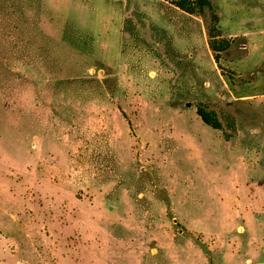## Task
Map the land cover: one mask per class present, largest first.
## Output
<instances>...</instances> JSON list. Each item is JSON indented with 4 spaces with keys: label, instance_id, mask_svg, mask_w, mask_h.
<instances>
[{
    "label": "rangeland",
    "instance_id": "374dc122",
    "mask_svg": "<svg viewBox=\"0 0 264 264\" xmlns=\"http://www.w3.org/2000/svg\"><path fill=\"white\" fill-rule=\"evenodd\" d=\"M208 1L217 63L163 0H0V264H264V0Z\"/></svg>",
    "mask_w": 264,
    "mask_h": 264
},
{
    "label": "trees",
    "instance_id": "16d2710c",
    "mask_svg": "<svg viewBox=\"0 0 264 264\" xmlns=\"http://www.w3.org/2000/svg\"><path fill=\"white\" fill-rule=\"evenodd\" d=\"M180 11L189 14L196 15L206 20L205 34L207 36V46L214 62H218L220 53L225 51L230 46V42L220 36L218 28V16L213 10L211 3L208 0H163ZM196 114L200 120L208 127L219 130L221 129V123L217 118L214 111H209L203 108V106H197Z\"/></svg>",
    "mask_w": 264,
    "mask_h": 264
}]
</instances>
